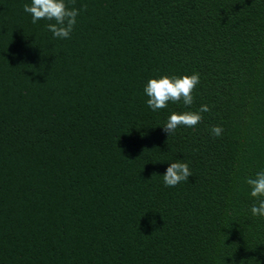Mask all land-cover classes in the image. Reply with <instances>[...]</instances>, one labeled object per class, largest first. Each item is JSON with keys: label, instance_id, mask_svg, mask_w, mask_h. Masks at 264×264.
Wrapping results in <instances>:
<instances>
[{"label": "trees", "instance_id": "obj_1", "mask_svg": "<svg viewBox=\"0 0 264 264\" xmlns=\"http://www.w3.org/2000/svg\"><path fill=\"white\" fill-rule=\"evenodd\" d=\"M30 3L0 0V264H264V0H65L68 39ZM193 73L191 106H147L149 78Z\"/></svg>", "mask_w": 264, "mask_h": 264}, {"label": "clouds", "instance_id": "obj_2", "mask_svg": "<svg viewBox=\"0 0 264 264\" xmlns=\"http://www.w3.org/2000/svg\"><path fill=\"white\" fill-rule=\"evenodd\" d=\"M83 8L86 9L87 6L84 5ZM23 11L31 15L33 24L42 19L54 21V23H48L46 27L58 39L70 38L80 14L77 8L68 7L65 0H31L30 4L23 5ZM199 83V73L179 77L162 75L159 78H149L143 87L148 98L147 106L152 111L166 108L170 101L172 103L182 101L185 106H191L194 101L192 93ZM209 110L208 105L202 104L195 112H172L162 129L169 136L180 126L195 127L203 119L201 113ZM211 132L215 136H220L223 128L214 126ZM190 176L192 172L189 165L180 160L169 163L162 175L166 187H175L181 182H188ZM245 182L250 188V196L255 198L251 206L252 215L264 217V171L257 172L254 177L246 178Z\"/></svg>", "mask_w": 264, "mask_h": 264}]
</instances>
